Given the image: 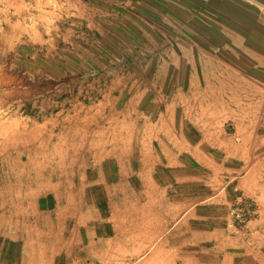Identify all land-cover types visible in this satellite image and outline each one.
Instances as JSON below:
<instances>
[{
  "label": "crops",
  "instance_id": "1",
  "mask_svg": "<svg viewBox=\"0 0 264 264\" xmlns=\"http://www.w3.org/2000/svg\"><path fill=\"white\" fill-rule=\"evenodd\" d=\"M201 2L199 58L174 79L188 85L168 110H132L138 128L95 156L94 179L45 227L30 264H195L200 251L205 264H264V0ZM238 191L258 208L240 229L229 215Z\"/></svg>",
  "mask_w": 264,
  "mask_h": 264
},
{
  "label": "rangeland",
  "instance_id": "2",
  "mask_svg": "<svg viewBox=\"0 0 264 264\" xmlns=\"http://www.w3.org/2000/svg\"><path fill=\"white\" fill-rule=\"evenodd\" d=\"M98 1L0 0V264L32 263L45 227L94 179L95 156L138 126L132 110H168L187 56L199 58L201 0ZM246 199L258 212L238 191V229L257 215ZM16 232L30 242L11 243Z\"/></svg>",
  "mask_w": 264,
  "mask_h": 264
},
{
  "label": "built area",
  "instance_id": "3",
  "mask_svg": "<svg viewBox=\"0 0 264 264\" xmlns=\"http://www.w3.org/2000/svg\"><path fill=\"white\" fill-rule=\"evenodd\" d=\"M243 208L246 210V216L253 218L256 215V208L253 206L250 200H243Z\"/></svg>",
  "mask_w": 264,
  "mask_h": 264
}]
</instances>
